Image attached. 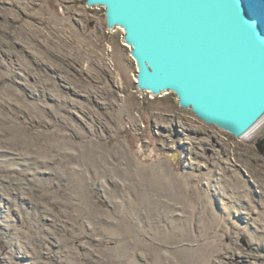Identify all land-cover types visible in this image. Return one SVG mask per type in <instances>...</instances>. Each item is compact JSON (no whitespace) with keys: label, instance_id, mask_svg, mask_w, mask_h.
Here are the masks:
<instances>
[{"label":"rangeland","instance_id":"rangeland-1","mask_svg":"<svg viewBox=\"0 0 264 264\" xmlns=\"http://www.w3.org/2000/svg\"><path fill=\"white\" fill-rule=\"evenodd\" d=\"M124 33L0 0V264H264V120L236 137L141 92Z\"/></svg>","mask_w":264,"mask_h":264},{"label":"water","instance_id":"water-1","mask_svg":"<svg viewBox=\"0 0 264 264\" xmlns=\"http://www.w3.org/2000/svg\"><path fill=\"white\" fill-rule=\"evenodd\" d=\"M124 30L137 87L243 137L264 120V0H86Z\"/></svg>","mask_w":264,"mask_h":264},{"label":"bare ground","instance_id":"bare-ground-1","mask_svg":"<svg viewBox=\"0 0 264 264\" xmlns=\"http://www.w3.org/2000/svg\"><path fill=\"white\" fill-rule=\"evenodd\" d=\"M259 126V125H258ZM250 132H252V131H250ZM250 132H249V134L247 133L246 135H244L243 137H248L249 135H250Z\"/></svg>","mask_w":264,"mask_h":264}]
</instances>
